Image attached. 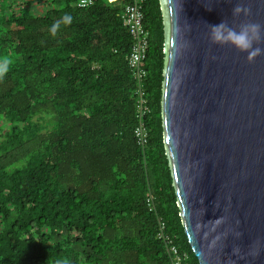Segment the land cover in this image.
Listing matches in <instances>:
<instances>
[{"label": "trees", "instance_id": "16d2710c", "mask_svg": "<svg viewBox=\"0 0 264 264\" xmlns=\"http://www.w3.org/2000/svg\"><path fill=\"white\" fill-rule=\"evenodd\" d=\"M130 1L0 0V264H171L161 223L200 264L164 144L161 2L144 0L140 139Z\"/></svg>", "mask_w": 264, "mask_h": 264}, {"label": "water", "instance_id": "95a60500", "mask_svg": "<svg viewBox=\"0 0 264 264\" xmlns=\"http://www.w3.org/2000/svg\"><path fill=\"white\" fill-rule=\"evenodd\" d=\"M160 2L164 144L189 243L200 264H264V54L209 39L223 20L264 38V0Z\"/></svg>", "mask_w": 264, "mask_h": 264}, {"label": "built area", "instance_id": "2783aa9c", "mask_svg": "<svg viewBox=\"0 0 264 264\" xmlns=\"http://www.w3.org/2000/svg\"><path fill=\"white\" fill-rule=\"evenodd\" d=\"M77 5L80 7H87L93 3L94 0H76ZM116 1V0H110ZM144 0H131L125 7V11L122 15L123 23L130 31L133 39V45L131 53L128 57L129 65L133 71L134 78L137 80L138 88L137 94V110L139 125L136 129V134L140 139L145 136V126L143 118L150 112V108L146 101V92L144 88L145 80L148 76V69L145 67V60L147 58L150 32L144 25ZM143 143L145 141H142ZM150 198L148 200L151 210L153 205ZM159 237L164 240L169 254L171 255V264H190L189 255L187 253L181 254L177 246L173 243L171 238L165 234V224L161 223Z\"/></svg>", "mask_w": 264, "mask_h": 264}, {"label": "clouds", "instance_id": "9594fccd", "mask_svg": "<svg viewBox=\"0 0 264 264\" xmlns=\"http://www.w3.org/2000/svg\"><path fill=\"white\" fill-rule=\"evenodd\" d=\"M241 12L249 14V9L236 6L233 9V15L237 16ZM60 22L53 25V29L59 27ZM209 39L212 44L231 45L239 52H247V60L251 61L256 56L264 54V49L253 47L264 42L262 38V26L258 23H242L236 27H231L227 21H222L218 25L210 26Z\"/></svg>", "mask_w": 264, "mask_h": 264}, {"label": "rangeland", "instance_id": "374dc122", "mask_svg": "<svg viewBox=\"0 0 264 264\" xmlns=\"http://www.w3.org/2000/svg\"><path fill=\"white\" fill-rule=\"evenodd\" d=\"M117 1V0H116ZM113 2V1H112ZM151 202H152V205H153V210H154V202H153V200H151ZM151 207V206H150Z\"/></svg>", "mask_w": 264, "mask_h": 264}]
</instances>
